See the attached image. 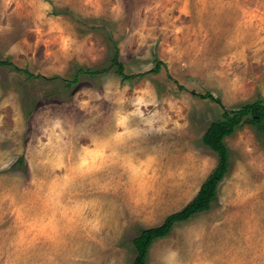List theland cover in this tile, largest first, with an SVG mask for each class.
I'll use <instances>...</instances> for the list:
<instances>
[{
    "label": "rangeland",
    "instance_id": "rangeland-1",
    "mask_svg": "<svg viewBox=\"0 0 264 264\" xmlns=\"http://www.w3.org/2000/svg\"><path fill=\"white\" fill-rule=\"evenodd\" d=\"M0 60L38 76L0 65V264H134L217 166L210 124L264 102V0H0ZM226 144L217 200L146 264H264V136Z\"/></svg>",
    "mask_w": 264,
    "mask_h": 264
},
{
    "label": "trees",
    "instance_id": "trees-1",
    "mask_svg": "<svg viewBox=\"0 0 264 264\" xmlns=\"http://www.w3.org/2000/svg\"><path fill=\"white\" fill-rule=\"evenodd\" d=\"M0 65L12 67L18 72L25 73L31 79L38 77L27 70L19 68L10 61L0 60ZM112 68L117 69L123 81L134 80L144 76V74H125L118 51H116L113 58ZM159 69L160 65L158 64L152 72L158 73ZM108 71L109 69L97 71L79 70L75 79L70 81L69 85L74 86L79 84L82 75L97 76L106 74ZM198 96L202 99H210L223 108L221 100L215 98L210 93L205 95L199 94ZM223 110L222 119L211 123L203 137L204 145L218 155L217 166L203 183L195 198L183 210L169 216L161 226L141 231L140 235L134 240V246L137 251L134 264H146L149 249L152 244L159 239L167 237L176 223L187 221L195 215L210 210L212 203L217 200L218 186L228 173L230 167V151L226 144L227 138L233 136L247 122H250L264 136V102L262 100L246 104L236 110H227L224 108Z\"/></svg>",
    "mask_w": 264,
    "mask_h": 264
},
{
    "label": "snow or ice",
    "instance_id": "snow-or-ice-1",
    "mask_svg": "<svg viewBox=\"0 0 264 264\" xmlns=\"http://www.w3.org/2000/svg\"><path fill=\"white\" fill-rule=\"evenodd\" d=\"M167 262L168 264H177L175 253L169 254V256L167 257Z\"/></svg>",
    "mask_w": 264,
    "mask_h": 264
},
{
    "label": "clouds",
    "instance_id": "clouds-1",
    "mask_svg": "<svg viewBox=\"0 0 264 264\" xmlns=\"http://www.w3.org/2000/svg\"><path fill=\"white\" fill-rule=\"evenodd\" d=\"M43 7L48 8L49 6L47 4H44ZM64 47H65V49H67V47H68V39L67 38H65ZM121 123H123V120H121ZM84 163H87V160H84Z\"/></svg>",
    "mask_w": 264,
    "mask_h": 264
}]
</instances>
